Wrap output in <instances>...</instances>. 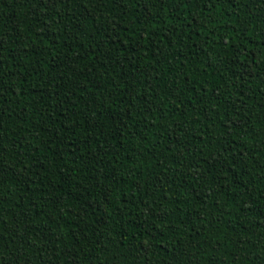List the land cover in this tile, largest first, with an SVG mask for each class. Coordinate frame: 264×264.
Here are the masks:
<instances>
[{
  "label": "trees",
  "instance_id": "16d2710c",
  "mask_svg": "<svg viewBox=\"0 0 264 264\" xmlns=\"http://www.w3.org/2000/svg\"><path fill=\"white\" fill-rule=\"evenodd\" d=\"M0 264H264V0H0Z\"/></svg>",
  "mask_w": 264,
  "mask_h": 264
}]
</instances>
